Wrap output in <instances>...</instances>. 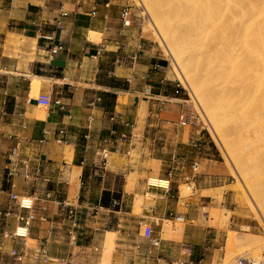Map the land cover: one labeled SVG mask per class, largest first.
Masks as SVG:
<instances>
[{"label": "crops", "instance_id": "obj_1", "mask_svg": "<svg viewBox=\"0 0 264 264\" xmlns=\"http://www.w3.org/2000/svg\"><path fill=\"white\" fill-rule=\"evenodd\" d=\"M126 5L127 0H0V264H41L40 251L47 264L219 263L220 234L196 224L206 218L204 209L218 205L199 197L181 208L172 186L185 173L163 170L172 158L179 160V147L189 145L183 106L155 57H142L140 39L122 27ZM61 12L67 16L60 18ZM131 43L136 51L127 50ZM56 46L62 51L51 55ZM33 77L39 78L34 91ZM41 95L50 96L49 108L37 105ZM149 132L159 138L150 139ZM111 133L113 142L104 144ZM15 146L17 163L30 160L39 166L38 177L25 180L19 168L7 176ZM150 161L158 168L148 170ZM150 175L168 187L148 184ZM192 182L197 191L208 190ZM10 195L33 201L35 220L24 238L13 236L19 208ZM136 197L144 199L140 214L134 213ZM66 207L78 214L77 224L67 218ZM176 217L184 219L181 236L163 238L164 223ZM142 225L152 228L161 246L151 250L150 261ZM107 232L113 236L110 252ZM12 250L23 253L21 262L10 256Z\"/></svg>", "mask_w": 264, "mask_h": 264}, {"label": "bare ground", "instance_id": "obj_2", "mask_svg": "<svg viewBox=\"0 0 264 264\" xmlns=\"http://www.w3.org/2000/svg\"><path fill=\"white\" fill-rule=\"evenodd\" d=\"M139 1L211 132L233 160L264 227V0ZM38 82L32 78L33 91ZM148 183L167 184L153 178ZM106 235L109 252L112 233ZM226 244L264 250V243L250 236L231 234Z\"/></svg>", "mask_w": 264, "mask_h": 264}, {"label": "rangeland", "instance_id": "obj_3", "mask_svg": "<svg viewBox=\"0 0 264 264\" xmlns=\"http://www.w3.org/2000/svg\"><path fill=\"white\" fill-rule=\"evenodd\" d=\"M127 3L131 10V26L129 29L134 30L135 35L133 37L140 39L139 54L142 57H155L162 67L160 73L170 83L179 86V94L177 96L180 100L179 103L183 106L185 122L184 138L189 141V145H182L185 147L184 149L179 147L180 154L178 162L173 163L171 159L170 163L163 166V170L170 171L171 169H178V173L183 171L185 173L183 177L185 180L172 186L174 195L176 196L178 193L181 199L180 207L183 208L185 202L191 203L192 199L198 200L199 197L215 202L218 205L216 208L204 209L203 213L206 218L196 223L210 231H215L220 234L217 252L219 254L218 264H237L239 259L254 261L258 257V262L255 261V263L264 264V250L251 251V249L242 248L241 246H227L226 241L231 234L250 236L264 243V227L257 220L259 214L243 189L242 178L238 176L234 163L232 162L233 160L231 157L228 158L221 148L219 140L211 132L198 100H195L196 98L192 95V92L179 74L176 66L170 57L167 56L166 49L162 46L157 34L153 33L154 29H152L153 27L148 13L145 12V8L139 0H127ZM134 49L136 51L133 43L127 47L129 51ZM154 134V132H149L147 137L150 139H158L159 135L156 137ZM183 159L185 162L181 163ZM194 164L197 165L196 170H193ZM158 165L159 163L150 161L146 164V168L148 170L157 169ZM147 177V182L151 178L162 179L156 175ZM192 180L201 183L200 185L208 188V190L202 192L197 191L198 186ZM204 181L206 183L202 184ZM187 188L189 189L187 190ZM181 189H184L186 193L182 194ZM146 198L149 199L151 196H146ZM143 200V198L136 197L135 214L141 213ZM224 203L226 206L222 207ZM183 225L184 223L165 222L163 229L164 232H167V235H164L163 238L178 239L172 237L173 232L182 233ZM107 248L108 246L106 244V251ZM109 250H111V247ZM245 254L248 255L246 256Z\"/></svg>", "mask_w": 264, "mask_h": 264}, {"label": "built area", "instance_id": "obj_4", "mask_svg": "<svg viewBox=\"0 0 264 264\" xmlns=\"http://www.w3.org/2000/svg\"><path fill=\"white\" fill-rule=\"evenodd\" d=\"M91 15L94 16L95 13L92 12ZM66 16H67L66 13H64V12L60 13V18H64ZM120 20H121L123 28H129L131 26V10L128 7V5H126L122 9L121 14H120ZM56 27L59 29L63 28L60 21L56 22ZM60 51H62L61 46H56V47H53L52 49H50L51 55H55ZM175 93L179 94V86L178 85H176ZM55 104L57 105L58 102H56ZM37 105L41 108H44V109L49 108L51 105L50 96L41 95L37 100ZM182 124L184 125L185 122ZM113 135H114V133H111L109 138L103 140V143L106 145H110L113 142V139H112ZM114 147L115 148L117 147L116 142H114ZM106 154H107L106 151H103L102 158H103L104 163L106 162ZM8 158H9L8 159L9 163L14 164V166L12 167V169L8 170L7 176H12V174H13L12 171H14V168H19L20 175L25 180H28L32 177H38L39 166L32 165V162L30 160H26V159L18 160V163H17V159H19V149L17 146H15L13 149H11V151L8 154ZM172 162L177 163L178 160L176 158H172ZM18 164H19V166H18ZM196 167H197V165L194 164L193 170H196ZM167 184H168V182H167ZM160 187H163V186H160ZM167 187H168V185H167ZM10 200L17 203L18 208H19V212L16 213V215H15V220L19 224V227L15 230L13 236L24 238V236L26 235V233L28 231L30 224L32 223V221L35 220L33 201L31 199L25 198V197L18 199L14 195H10ZM111 202H112L113 206L118 205V202L115 200H112ZM62 208H64V206H62ZM63 210L65 211L67 218L71 221V223H73V225L77 224L79 217H78V214L76 213V211L74 209H72V208L70 209L68 207H66V209H63ZM175 222L183 223L184 219L182 217H176ZM19 229L23 230L22 234L19 232ZM141 238L144 239L146 241V244H147V249L144 250V257L146 258L147 261H150L152 259V254H153L151 252V250L159 249L161 247L160 242L153 237L152 228L150 226H147V225H142ZM24 247H25V244H24ZM188 252L190 253V250H188ZM10 256L16 262H21L22 259L24 258L23 253H19L18 251H15V250L11 251ZM36 259L41 264H47L48 263L47 257L43 251L37 252ZM237 264H256V263L252 260L239 259L237 261Z\"/></svg>", "mask_w": 264, "mask_h": 264}]
</instances>
